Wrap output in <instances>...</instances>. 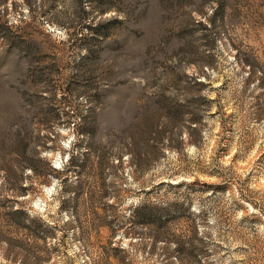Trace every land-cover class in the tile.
<instances>
[{
	"label": "rangeland",
	"instance_id": "374dc122",
	"mask_svg": "<svg viewBox=\"0 0 264 264\" xmlns=\"http://www.w3.org/2000/svg\"><path fill=\"white\" fill-rule=\"evenodd\" d=\"M0 264H264V0H0Z\"/></svg>",
	"mask_w": 264,
	"mask_h": 264
}]
</instances>
